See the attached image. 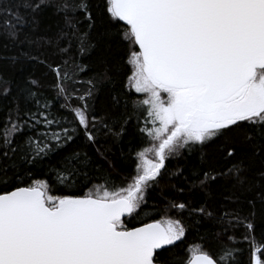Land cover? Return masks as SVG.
Instances as JSON below:
<instances>
[{"label":"snow or ice","instance_id":"snow-or-ice-1","mask_svg":"<svg viewBox=\"0 0 264 264\" xmlns=\"http://www.w3.org/2000/svg\"><path fill=\"white\" fill-rule=\"evenodd\" d=\"M48 8L63 19L55 42L60 53L71 55L74 41L77 55L90 56L99 22L103 36L114 35L124 45V63L113 68L101 60L103 70L87 81L90 87L73 106L64 86L70 77L61 71L68 61L53 65L31 56L54 73L55 99L62 98L59 108L72 115L58 113L51 101L37 95L39 81L17 86V97L32 101L34 110L18 104L0 141V159L10 160L0 166V264H236L238 249L227 245L210 251L194 243L186 257L173 256V246L179 247L187 234L179 218L131 227L129 220L138 219L148 188L163 178L166 161L185 149L203 153L214 146L219 158L230 162L210 171L193 169L204 189L221 178L245 185L249 149L264 163V0H101L95 5L90 0H9L0 4L7 36L18 40L25 26H38V16ZM76 67L87 71L86 65ZM114 75L122 76L126 95L142 97L128 95L139 115L146 116L139 131L148 143L136 153V174L120 187L105 177L87 193L55 194L47 180L33 173L63 150L67 155L52 171L60 183H74L77 165L87 161H81L72 142L82 135L96 144L97 118L88 101L97 85ZM10 91L6 81L0 83V94ZM126 124L114 133L106 123L101 127L119 136ZM260 176L264 179V171ZM170 207L183 212L188 206ZM253 247V264H264V249L254 242Z\"/></svg>","mask_w":264,"mask_h":264},{"label":"trees","instance_id":"trees-1","mask_svg":"<svg viewBox=\"0 0 264 264\" xmlns=\"http://www.w3.org/2000/svg\"><path fill=\"white\" fill-rule=\"evenodd\" d=\"M8 2L9 0H0V4ZM13 2L21 3V0ZM90 2L95 5L101 0ZM19 10L22 14L29 11L22 7ZM38 20V26H25L18 40L13 41L5 32L4 14L0 13V78H3L11 89L7 96L0 94V141L3 139L2 133L8 124L9 116H16L18 104L21 108L32 106L34 110L32 101L16 95L18 85L28 84L33 79L39 81L40 86L34 88L37 95L41 99L51 101L53 109L58 113L71 118V113L59 108L62 98L55 99L54 73L44 64L31 59V56L39 55L41 59H46L53 65L62 64V60L68 61L67 64H62L61 71L67 72L70 77L64 82V86L68 89L73 106H79L80 101L76 97L84 94L90 87L87 81L103 70L105 65L101 60H106L113 68L124 63V45L114 35L103 36L104 26L99 22L92 35L93 43H96L97 47L90 56L81 57L77 55L74 41L73 47L70 48L71 55L60 53L56 47L60 29L64 27L61 14L54 8H48L40 13ZM49 41L52 43L49 44ZM60 43L67 47L63 40H60ZM80 64L86 65L87 71L80 72L76 67ZM122 81L121 75H114L113 80L98 84L95 95L88 101L90 114L97 118V127L94 130L97 142L93 145L82 135H78L72 142L71 147L82 154L81 161H87L77 165L79 171L72 177L74 183L71 186L60 183L52 171L53 168L60 167L59 162L63 155H67L63 150L46 158L41 162V167L35 169V178L47 180L55 194L87 193L95 185L103 184L105 177L110 180L111 185L120 187L130 182L136 174V153L148 143V138L139 131V128L144 126L146 116H140L132 100L128 99V95H132L133 100L142 97L139 94L126 95ZM124 121H127V124L119 136L108 133L101 127L106 123L113 133L119 132ZM13 139L15 140V137ZM247 156L249 158L245 163L249 168L245 185H236L234 180L221 178L204 189L200 186L199 179L192 174L193 169L210 171L213 168H223L230 162L221 160L214 146L208 147L203 153L195 150L189 153L187 149L183 150L181 156L166 161L165 169H162L163 178L148 188L146 202L138 210V219H130L129 226H139L140 221L179 218L187 226V234L184 242H178L179 247L173 246V256L186 257L187 248L194 243L203 244L210 251L227 245L238 249L236 264H253V242L264 249V201L260 199L261 192L264 191V179L260 176L261 171H264V163L259 157L252 155L251 149L248 150ZM10 159L16 160L17 156L10 154ZM9 162L10 160L0 159V166L6 167ZM178 170H181L180 174L176 175ZM11 171L9 169V174ZM14 182L20 183V180L16 179ZM171 203H185L188 207L180 212L171 208ZM201 208L205 212H200ZM248 224L252 227L248 228ZM229 237L233 239L230 240ZM261 258L264 259V255Z\"/></svg>","mask_w":264,"mask_h":264},{"label":"rangeland","instance_id":"rangeland-1","mask_svg":"<svg viewBox=\"0 0 264 264\" xmlns=\"http://www.w3.org/2000/svg\"><path fill=\"white\" fill-rule=\"evenodd\" d=\"M138 164H139V160H138Z\"/></svg>","mask_w":264,"mask_h":264},{"label":"water","instance_id":"water-1","mask_svg":"<svg viewBox=\"0 0 264 264\" xmlns=\"http://www.w3.org/2000/svg\"><path fill=\"white\" fill-rule=\"evenodd\" d=\"M153 222H155V221H153Z\"/></svg>","mask_w":264,"mask_h":264}]
</instances>
